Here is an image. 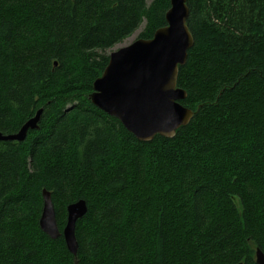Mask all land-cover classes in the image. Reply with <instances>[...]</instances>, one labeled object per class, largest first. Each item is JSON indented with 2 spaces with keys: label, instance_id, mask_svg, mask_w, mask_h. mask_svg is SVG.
Listing matches in <instances>:
<instances>
[{
  "label": "trees",
  "instance_id": "1",
  "mask_svg": "<svg viewBox=\"0 0 264 264\" xmlns=\"http://www.w3.org/2000/svg\"><path fill=\"white\" fill-rule=\"evenodd\" d=\"M194 44L177 86L192 111L171 138L140 141L94 106L104 51L169 0H0V264H255L264 253V0H186ZM78 250L39 227L41 190Z\"/></svg>",
  "mask_w": 264,
  "mask_h": 264
},
{
  "label": "water",
  "instance_id": "2",
  "mask_svg": "<svg viewBox=\"0 0 264 264\" xmlns=\"http://www.w3.org/2000/svg\"><path fill=\"white\" fill-rule=\"evenodd\" d=\"M189 8L186 0H170L165 14L166 26L157 29L148 40L112 52L102 77L95 80L91 101L102 111L118 118L137 139L150 141L154 135L172 137L179 124L185 125L193 112L178 103L187 97L177 87L178 67L186 63L188 50L194 39L186 24ZM34 119L28 121L16 135L1 140H24L28 128H37ZM43 208L39 226L51 238L60 233L55 218L51 194L42 190ZM63 237L67 249L74 255L78 243L75 237L76 222L87 212L83 199L66 208ZM257 262L264 264V255L257 250ZM242 264V263H240Z\"/></svg>",
  "mask_w": 264,
  "mask_h": 264
},
{
  "label": "bare ground",
  "instance_id": "3",
  "mask_svg": "<svg viewBox=\"0 0 264 264\" xmlns=\"http://www.w3.org/2000/svg\"><path fill=\"white\" fill-rule=\"evenodd\" d=\"M169 4H170V0H169ZM169 8H170V6H169ZM168 8V9H169ZM168 9H167V11H168ZM166 11V12H167ZM166 12H165V14H166ZM165 14H164V18H165ZM166 21V20H165ZM167 24H165L164 26H166ZM164 26H162V27H164ZM161 26L159 27V28H162ZM158 28V29H159ZM157 30V29H156ZM155 30V31H156ZM154 31V32H155ZM154 34V33H153ZM152 37H153V35H152ZM151 37V38H152ZM140 39H143V40H148V39H150V38H147V39H145V38H137L136 40H134L133 42H131L130 44H128V45H125V46H123V47H121V48H124V47H127V46H129V45H131V44H133L135 41H137V40H140ZM120 49V48H119ZM118 50V49H117ZM116 50V51H117ZM113 52H115V51H113ZM112 53V52H111ZM110 53V54H111ZM110 54H109V56H110ZM109 60V59H108ZM108 64V63H107ZM183 66V65H182ZM180 67V66H179ZM179 67H178V72H179ZM106 68V67H105ZM104 68V69H105ZM103 72H104V70L102 71V73H101V75L99 76V77H97L95 80H97V79H99V78H101L102 77V74H103ZM95 80H94V82H95ZM94 82H93V86H94ZM178 87V86H177ZM178 88H180V87H178ZM182 89V88H181ZM184 90V89H183ZM94 92V88H93V91L90 93V95L92 94ZM90 95H89V99H90ZM90 101H91V99H90ZM180 101L181 100H179L178 101V103L180 104V105H182L181 103H180ZM91 103L94 105V106H96L92 101H91ZM183 107H185V108H188V107H186V106H184V105H182ZM97 107V106H96ZM97 108H99V107H97ZM100 109V108H99ZM188 109H190V108H188ZM100 110H102V109H100ZM191 110V109H190ZM40 111V114H39V117H38V119H37V121H35V125H37V128H34V129H32V128H28L27 129V132H26V136H27V133H28V131L29 130H36V129H38L39 128V122H40V118H41V113H42V109L41 108H39L35 113H34V115L32 116V117H30L29 119H27L23 124H22V126L18 129V131L17 132H15V133H11V134H3V133H1L0 132V134L2 135V136H4V137H7V136H12V135H16V134H18L19 132H20V130L22 129V127L28 122V121H30L31 119H34L35 117H36V114L38 113ZM192 111V110H191ZM104 112V111H103ZM193 112V114H194V111H192ZM106 113V112H105ZM107 114V113H106ZM109 115V114H108ZM109 116H111V115H109ZM112 117H114V116H112ZM193 117V116H192ZM191 117V118H192ZM116 118V117H115ZM118 119V118H117ZM119 120V119H118ZM191 120V119H190ZM189 120V121H190ZM120 121V120H119ZM189 121H188V123H189ZM121 122V121H120ZM187 123V124H188ZM121 124H122V122H121ZM123 125V124H122ZM186 125V124H185ZM124 126V125H123ZM181 126H184V125H181V124H179L178 126H177V128H175V132H176V130L179 128V127H181ZM125 128V127H124ZM126 129V128H125ZM175 132H174V135H175ZM131 133V132H130ZM133 135V134H132ZM156 135H159V134H156ZM156 135H154V137L156 136ZM173 135V136H174ZM134 136V135H133ZM161 136V135H160ZM172 136V137H173ZM135 137V136H134ZM153 137V138H154ZM164 137V136H163ZM26 138V137H25ZM24 138V139H25ZM136 138V137H135ZM152 138V139H153ZM167 138H171V137H167ZM137 139V138H136ZM151 139V140H152ZM1 140V139H0ZM139 140V139H138ZM1 141H17V142H21V141H23V140H17V139H12V140H1ZM140 141H142V140H140ZM44 188H42V190H43ZM46 189V188H45ZM42 190H41V198H42V207H41V213H42V208H43V197H42ZM47 190V189H46ZM48 191V190H47ZM50 192V191H49ZM50 194H51V192H50ZM80 200V199H79ZM51 201H52V198H51ZM78 201V200H77ZM85 201V200H84ZM76 202V201H75ZM86 202V201H85ZM52 203H53V201H52ZM73 203V202H72ZM71 204V203H70ZM69 205V204H68ZM67 205V206H68ZM53 206H54V204H53ZM67 206H66V208H67ZM54 209H55V207H54ZM41 213H40V216H39V219H40V217H41ZM66 216H67V210H66ZM55 218H56V211H55ZM39 219H38V224H39ZM78 221V220H77ZM56 223H57V218H56ZM77 223V222H76ZM65 224H66V220H65ZM65 224H64V226H63V228H62V230H60L59 229V227H58V224H57V227H58V229H59V233H60V235L59 236H62L63 237V229H64V227H65ZM40 227V226H39ZM40 229H41V227H40ZM42 230V229H41ZM43 231V230H42ZM44 232V231H43ZM75 232H76V229H75ZM45 233V232H44ZM46 234V233H45ZM48 235V234H47ZM49 236V235H48ZM58 236V237H59ZM50 237V236H49ZM57 237V238H58ZM75 237H76V233H75ZM51 238V237H50ZM51 239H56V238H51ZM63 240H64V237H63ZM76 240H77V238H76ZM64 243H65V240H64ZM77 243H78V241H77ZM65 246H66V243H65ZM66 248H67V246H66ZM68 250V249H67ZM77 250H78V248H77ZM257 250H259L263 255H264V253L261 251V249L260 248H255V254H254V257H255V264H259L258 262H257ZM69 251V250H68ZM70 252V251H69ZM71 253V252H70ZM72 254V253H71ZM74 255V254H73ZM240 263H242V262H239V263H237V264H240ZM243 264V263H242Z\"/></svg>",
  "mask_w": 264,
  "mask_h": 264
},
{
  "label": "rangeland",
  "instance_id": "4",
  "mask_svg": "<svg viewBox=\"0 0 264 264\" xmlns=\"http://www.w3.org/2000/svg\"><path fill=\"white\" fill-rule=\"evenodd\" d=\"M153 0H145L146 5L149 6L152 3ZM146 26V21L143 20L142 23L135 29V31L127 38H125L124 40L120 41L119 43H116L114 46L110 47L109 49H106L104 51L105 54L109 55L111 52L116 51L117 49L130 44L131 42H133L134 40H136L137 38H139L140 34L142 33V31L144 30Z\"/></svg>",
  "mask_w": 264,
  "mask_h": 264
}]
</instances>
